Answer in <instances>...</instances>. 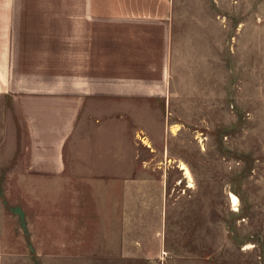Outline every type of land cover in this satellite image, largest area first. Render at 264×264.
<instances>
[{
    "label": "crops",
    "instance_id": "1",
    "mask_svg": "<svg viewBox=\"0 0 264 264\" xmlns=\"http://www.w3.org/2000/svg\"><path fill=\"white\" fill-rule=\"evenodd\" d=\"M173 10L169 0H0V99L10 100L24 139L19 149L8 146L22 154L8 172L17 180L8 183L22 186L36 256L154 264L170 254L159 206L172 195L151 171L155 164L142 161L144 148L155 151V136H144L145 117L135 116L139 105L166 95V67L160 81L143 78L156 43L116 31L111 21L166 24ZM108 39L120 46L115 58ZM57 41L65 42L63 54ZM151 214L161 217L156 229Z\"/></svg>",
    "mask_w": 264,
    "mask_h": 264
},
{
    "label": "rangeland",
    "instance_id": "2",
    "mask_svg": "<svg viewBox=\"0 0 264 264\" xmlns=\"http://www.w3.org/2000/svg\"><path fill=\"white\" fill-rule=\"evenodd\" d=\"M169 1L174 10L166 24L111 21L116 31L156 43L153 57L142 63V77L160 81L166 67L170 83L164 100L143 103V112L140 105L135 112L145 117L143 135L155 136L149 138L155 151L144 148L142 161L155 164L151 171L156 168L166 179L172 195L159 206L164 204L170 254L154 264H264V0ZM57 44L63 54L65 42ZM105 47L112 58L119 53L110 39ZM166 47L171 50L167 58ZM19 59L23 64L22 50ZM17 119L10 100L1 98L0 264H56L35 255L22 186L8 183L17 180L8 176L12 163L22 159L20 152L7 151L9 145L21 148L24 140ZM230 192L240 199L238 210ZM150 219L154 229L161 225V217L151 214ZM149 245L153 250L154 242ZM93 264H103L102 258Z\"/></svg>",
    "mask_w": 264,
    "mask_h": 264
},
{
    "label": "bare ground",
    "instance_id": "3",
    "mask_svg": "<svg viewBox=\"0 0 264 264\" xmlns=\"http://www.w3.org/2000/svg\"><path fill=\"white\" fill-rule=\"evenodd\" d=\"M180 166H181L182 169L185 170V173L191 178L192 176H191V172H190L188 166L185 163H181ZM190 186H193V183H190ZM230 201L232 202V204L234 206V209L238 210V206L240 204V199L233 192H230Z\"/></svg>",
    "mask_w": 264,
    "mask_h": 264
}]
</instances>
